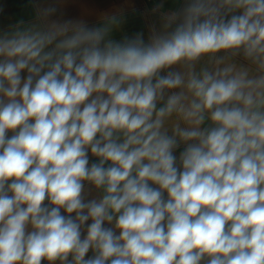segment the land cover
Segmentation results:
<instances>
[{
	"label": "clouds",
	"instance_id": "clouds-1",
	"mask_svg": "<svg viewBox=\"0 0 264 264\" xmlns=\"http://www.w3.org/2000/svg\"><path fill=\"white\" fill-rule=\"evenodd\" d=\"M151 12L0 30V264H264V0Z\"/></svg>",
	"mask_w": 264,
	"mask_h": 264
},
{
	"label": "crops",
	"instance_id": "crops-1",
	"mask_svg": "<svg viewBox=\"0 0 264 264\" xmlns=\"http://www.w3.org/2000/svg\"><path fill=\"white\" fill-rule=\"evenodd\" d=\"M159 2L160 0H60V7L65 18H82L89 24H97L98 18L105 13L121 12L125 22L121 30L114 33V38L119 40L125 34L132 35L142 31L147 40L150 25L156 24L159 27V14L151 12ZM36 3L37 0H0V30L17 19H30ZM180 6L181 0H164L165 9H177ZM181 150L182 148L178 149L176 154L179 155ZM94 160L95 158H90V162Z\"/></svg>",
	"mask_w": 264,
	"mask_h": 264
}]
</instances>
